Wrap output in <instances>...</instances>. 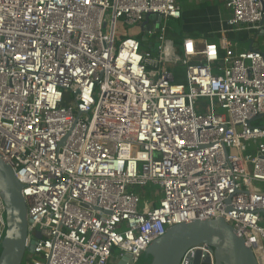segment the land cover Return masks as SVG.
Segmentation results:
<instances>
[{
    "label": "built area",
    "instance_id": "1",
    "mask_svg": "<svg viewBox=\"0 0 264 264\" xmlns=\"http://www.w3.org/2000/svg\"><path fill=\"white\" fill-rule=\"evenodd\" d=\"M224 2L230 27L262 29L264 0ZM181 17L177 0H0V152L29 240L41 234L33 264H109L116 249L136 264L174 225L217 218L264 264L263 55L184 38L175 57L166 26ZM120 20L157 56L132 37L116 47ZM5 232L0 196V246ZM198 251L215 264L209 246L181 264Z\"/></svg>",
    "mask_w": 264,
    "mask_h": 264
},
{
    "label": "water",
    "instance_id": "2",
    "mask_svg": "<svg viewBox=\"0 0 264 264\" xmlns=\"http://www.w3.org/2000/svg\"><path fill=\"white\" fill-rule=\"evenodd\" d=\"M149 18L144 22L145 31L151 29ZM264 31L259 33L263 36ZM249 50L253 49V43ZM264 58V52H262ZM264 118L260 115L253 122ZM250 123V124H251ZM23 184L18 180L11 164L0 152V196L5 206L6 232L1 243L0 264H23L27 255H35L37 233L29 240L27 205L22 194ZM209 246L214 250L215 264H260L245 240L223 218L192 220L169 228L166 234L155 240L145 251L152 257L151 264H181L184 255L194 247ZM140 258L136 264H141ZM209 257L195 255L193 264H210ZM115 264H133L127 254Z\"/></svg>",
    "mask_w": 264,
    "mask_h": 264
},
{
    "label": "crops",
    "instance_id": "3",
    "mask_svg": "<svg viewBox=\"0 0 264 264\" xmlns=\"http://www.w3.org/2000/svg\"><path fill=\"white\" fill-rule=\"evenodd\" d=\"M177 3L182 12L179 21H183L185 36L168 33L169 36L165 42L175 57H181L184 38L195 39L200 44L204 42L215 44L222 53H224L223 44L230 46L237 53L248 51L252 43L254 50L263 52L256 43L258 39L260 43L262 40L264 42V35L259 36V33L264 31V24L259 31L244 27H230L228 20L231 17V11L226 7L224 0H177ZM183 78L184 76L182 77L184 81ZM175 80L181 79L175 78Z\"/></svg>",
    "mask_w": 264,
    "mask_h": 264
},
{
    "label": "rangeland",
    "instance_id": "4",
    "mask_svg": "<svg viewBox=\"0 0 264 264\" xmlns=\"http://www.w3.org/2000/svg\"><path fill=\"white\" fill-rule=\"evenodd\" d=\"M107 23H109L108 20H107ZM108 27H109L108 24H105V30H107ZM166 27H167L166 28L167 33L180 34L182 36H185V32H183V21L170 19V20H168ZM115 29H116V39H115L116 40V42H115L116 47H118L119 44L121 43V41L123 39H125L126 37H132V38H136L137 40H139L141 42V53L143 55H147L148 53H151L150 57L154 58L157 56V52H156L157 41H156L155 37L149 36L148 34L144 33L142 30H140L139 25H134V26L128 25L124 21L120 20L117 22ZM256 46L260 47V49H262L264 52L263 40L260 43V40L258 39ZM175 65H179V64L172 61L169 64L168 63L164 64L162 69L163 68H173ZM70 100H71V97L69 95L68 101H70ZM208 104L209 103L207 100L199 99L197 101L196 107L197 108H199V107L203 108V107L207 106ZM220 112H221V110H220ZM261 122L264 123V118L261 120ZM256 143L257 142H252L251 145L255 146ZM155 189H156V187L150 191V194L145 195L144 204H152V202H154L157 199V198H154L152 195V191H155ZM136 192L143 195V189L141 187H136ZM1 251H2V249L0 246V254H1ZM119 255H120V251L118 249L114 250L113 257H112L109 264H115V262L120 259ZM30 257L32 260H38L39 259L37 255H30ZM141 258H143L141 264H151V262H152V257H146L145 253H143Z\"/></svg>",
    "mask_w": 264,
    "mask_h": 264
},
{
    "label": "trees",
    "instance_id": "5",
    "mask_svg": "<svg viewBox=\"0 0 264 264\" xmlns=\"http://www.w3.org/2000/svg\"><path fill=\"white\" fill-rule=\"evenodd\" d=\"M223 53L221 52V55ZM173 75L175 78L181 79L180 81L177 80V82H183L182 77H185V71H184V67H182L181 65H177L174 66L173 68H167ZM184 79V78H183ZM33 261L30 257V255L25 257V260L23 262V264H33Z\"/></svg>",
    "mask_w": 264,
    "mask_h": 264
}]
</instances>
